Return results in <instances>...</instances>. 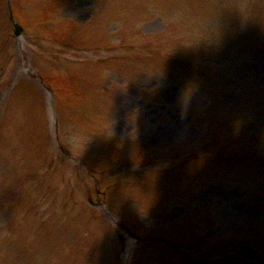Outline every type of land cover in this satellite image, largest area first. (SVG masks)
I'll use <instances>...</instances> for the list:
<instances>
[{"label": "rangeland", "instance_id": "1", "mask_svg": "<svg viewBox=\"0 0 264 264\" xmlns=\"http://www.w3.org/2000/svg\"><path fill=\"white\" fill-rule=\"evenodd\" d=\"M86 2L88 5L83 3L79 9H71L64 15L65 20L76 22L77 27L71 28L72 24L69 22L66 24L62 19L57 22L59 25L53 31L46 32V34H52L55 39L49 42L48 40L43 41L42 44L46 50H52V54L55 51L59 58H62L64 52H67V56L71 53L70 57L75 59V62L82 63H91L92 61L97 63L98 59H102L109 53L119 55L116 57L117 64L129 60L133 55L140 57V61L134 58V65L131 68L121 71L116 68L100 66L88 69L86 66L84 69L77 66V69L79 71L82 69L83 72L85 71L84 74L89 76L93 72L95 75L93 82L98 81L100 84L104 81V86L110 91L107 96H103L101 92L99 101L104 105L100 106V110H95L100 113L104 112V115L107 116L105 123L107 135L119 136V139L124 140V143H117V147L128 146L129 140L138 143V145L144 143L151 145L153 153L139 161L131 158L135 153L131 145L128 147L129 149L125 150L128 160L123 168L118 167V171L126 172L128 175L135 174L137 182L135 186L128 189L122 186V182H119L121 186L117 192L127 200L128 211H135L140 217L147 216L145 226L170 232V223L165 225L160 219L149 216L152 203H143V201L150 202L149 198L145 199L143 195L140 198L137 191H133V187H138V181L143 177L154 178L155 170L167 172L175 168L176 154L179 151H171V146L175 144L177 146L192 145L197 153L216 156L226 155L228 150L225 149H233L238 153L239 146H243L246 154L254 155L255 150L247 148L256 145L258 155L264 157V99H257L258 105L249 106L252 101L249 99L252 91L249 88H264V0H209L207 2L195 0L190 4L187 3L186 10L177 11L171 8V0H164L159 7L152 6L153 11L149 10L150 7L147 8L146 3L133 8V2L128 5L127 9L121 7L119 16L108 15L107 18L94 15L91 2ZM206 3L210 5L214 13L220 14L226 11L225 5L231 9L233 11L231 21L234 31L238 35L231 29L217 30L216 23L211 18L195 20L189 11L187 12L193 6L201 9ZM115 22L123 23V28L122 24H119L116 29V26L111 25ZM103 25L106 27L107 37H104L98 44L89 43L87 46L86 44L89 42L87 39L92 36L93 31H99ZM138 29L141 31V38L129 39L124 45L112 49L116 44L117 34L132 33ZM68 30L73 31V34L71 35L72 39L69 38L70 46L66 47L61 43ZM35 38L39 39V37ZM80 44H82V48L78 47ZM245 44L247 49L243 47ZM152 45L156 47L152 49ZM35 48L36 41L27 39L14 41L12 44L11 50L13 58L16 60L11 61L10 68H12L10 69L11 73L7 76L8 82L0 86V115L5 110V105H8L7 101H10L19 77L31 76V78H35L32 62V53ZM159 48L173 50L176 52L173 54L174 57L183 62L188 59V67L201 65L203 70H206V67L209 69L213 67L212 71L217 70L218 67L222 68L226 77L220 92L206 94L199 93L196 87L187 91H184V88H179L177 84L181 81L177 78L176 72L183 73V68L179 67L178 60H176L177 64L172 65V69H169L170 64L165 63L167 68L164 69L161 66L160 70L157 66H152L149 62L144 61V55L148 56L149 53L156 55ZM236 48L239 50H231ZM59 62L60 59L57 58L56 63L59 64ZM69 62L66 63L67 67ZM66 66L64 67L66 68ZM47 72L53 76L55 84L59 82V87L66 86L65 82L62 84L61 80L55 79L58 72L49 70L48 65ZM98 73H100V77H98ZM86 76L83 75L84 78ZM135 85L137 90L133 87ZM51 100L53 102L52 96ZM12 108V110H17L14 115L18 116V110L21 107L14 105ZM48 109L50 112L53 111V107L49 106ZM117 112L119 114L116 117ZM47 113H49L48 110ZM48 115L50 122L53 121L52 126H49L50 153L54 155L51 168L53 171L46 169L47 164L44 158H39L33 143L27 139L26 134L23 135L25 141L20 139L19 142L25 143L32 154H24L23 157L19 153L9 154L6 161L14 162L11 171H6L2 163L3 160H0V264H92L95 261V255L98 254L96 252L100 250V244L98 249L95 246L97 251L85 252L74 249L75 245L77 247L86 245L87 240L82 231L77 233L75 240L74 236L69 235V231H66V227L70 225L68 213L76 215L78 206L82 208L78 217L84 219V222L88 218L82 203L83 199L94 196V183L88 175V165L91 164L90 167H92L96 164L88 159V155L91 154L94 158V154H97L99 157L98 147L96 148L91 140V143H84L82 131H85V124L77 116V113H74L72 117L77 120V123L70 125V131L74 136H67L68 138L66 137L68 131L64 130L61 121L54 119L50 113ZM12 118L13 121L16 120L15 117L12 116ZM9 122L8 116L7 126H9ZM20 130L21 126L17 124L13 136L8 135V139L17 137ZM31 132L29 128L28 134ZM60 132L63 137L62 144L59 143L58 138ZM203 135L211 137L212 142L207 143L202 139ZM12 142H15L17 147V139ZM99 143L101 142L99 141ZM69 144L75 146L76 149L86 151L84 152L85 157L78 151L73 154L67 152ZM190 149V146L184 148V152L178 155L179 159L184 158ZM10 152L14 153V150ZM99 152L108 153L106 148H101ZM111 153L116 156V149ZM151 156L154 158L146 159ZM214 169L217 171L213 172ZM206 170L210 171L207 175L202 169L193 172L192 184H196L193 190L196 193L195 204L205 202L199 195L206 188V185L201 182L203 180L216 184L222 189L237 185L232 177L229 178L228 173L218 176L220 171L217 167L209 166ZM159 173L161 174V172ZM200 176L202 179L198 180ZM112 177L111 183L116 184V170ZM258 181L260 180L254 176L246 175L245 185L239 187L243 197L237 201L235 199L229 201L228 211L236 212L231 213L227 218H220L218 212L216 215L214 214V210L220 204H213L214 198L212 197L207 198L209 201L206 202L211 212L210 217H204L201 209L186 210L187 206H184L183 211H176V214L172 213L169 216L173 228L176 226L183 228L185 224L186 226L191 225L194 232H203L207 235L209 232L221 233L222 241L210 238L208 242L204 243V252L210 256L218 253L222 256L238 257L240 255L237 251L243 249L240 250L241 257H250V260H256L263 256L261 259H264V253H261L257 248L259 244L254 247L243 245L245 238L242 234H233L234 230L245 229L249 226L255 232L262 231L264 239V192L256 185ZM154 186L155 189H164L163 192L166 193L169 190H173L175 194L183 191V189L171 190L172 187L169 185L161 188H158L156 184ZM155 189L153 191H156ZM77 190L79 191L75 192ZM159 193L163 194L162 191ZM115 198L116 191L113 190L109 199H112V202ZM179 198L185 200L183 195H179ZM174 201L168 196L160 204L162 208L157 206L153 211L162 213L168 203L174 204ZM185 201L191 204L189 199ZM173 206L168 210L170 211ZM51 209L55 210L53 214L60 212V215L54 216L49 225L50 228L48 227L44 231L43 228H38L31 218ZM240 211L244 218L236 219L235 216ZM104 212L112 218L106 210ZM150 220H155V223H151ZM97 222L95 220L88 226L92 239L89 242L96 244L98 242L97 227L94 225ZM51 231L54 236L58 233L61 241L51 240L49 237ZM188 234L191 237L189 232ZM245 235L251 236L252 234ZM231 239L234 240V243L230 242ZM126 247L127 243L121 242V252ZM188 250L193 252L191 249ZM57 253H60L58 258H56ZM49 255L52 260H49ZM110 258H112L111 253H106V257L101 262L113 264L108 261ZM203 258H199L198 253L194 254L190 264H206L205 260L208 261L209 257ZM116 264L132 263L126 259L124 254L123 257L119 255Z\"/></svg>", "mask_w": 264, "mask_h": 264}]
</instances>
